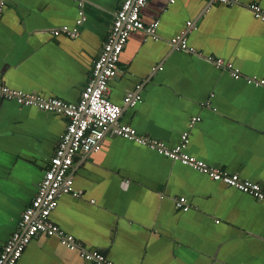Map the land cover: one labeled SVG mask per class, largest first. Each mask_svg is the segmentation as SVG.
Returning a JSON list of instances; mask_svg holds the SVG:
<instances>
[{
  "label": "crops",
  "instance_id": "1",
  "mask_svg": "<svg viewBox=\"0 0 264 264\" xmlns=\"http://www.w3.org/2000/svg\"><path fill=\"white\" fill-rule=\"evenodd\" d=\"M121 1L8 0L0 16V82L77 102ZM238 2L150 0L143 17L158 21L157 34H130L110 97L123 103L127 90H141L142 101L124 104L120 121L171 146L200 116L188 151L264 186V86L232 78L209 58L264 77V20L245 7H264V0ZM80 7L88 18L79 36L54 35L62 24L75 25ZM188 20L200 24L188 40L202 55L172 44ZM68 123L56 112L0 99V251ZM74 168L82 194L62 193L52 218L115 264H264V201L121 136L78 152ZM182 194L189 210L176 206ZM17 264L95 263L58 235L40 233Z\"/></svg>",
  "mask_w": 264,
  "mask_h": 264
},
{
  "label": "built area",
  "instance_id": "2",
  "mask_svg": "<svg viewBox=\"0 0 264 264\" xmlns=\"http://www.w3.org/2000/svg\"><path fill=\"white\" fill-rule=\"evenodd\" d=\"M8 0H0V16ZM150 0H122L115 11L103 46L94 61L91 78L82 88L77 102H70L57 96H48L23 89L12 88L0 82V99L15 100L19 104L34 106L43 110L56 112L69 118V123L57 143L54 155L49 160L44 176L38 183L37 193L25 208L15 230L0 251V264H17L30 241L40 233L58 235L62 243L72 250H77L88 261L95 264H115L99 249H88L81 245L76 236L56 223L52 214L58 208L59 196L72 192L81 195L82 190L75 187L76 171L74 159L78 152L97 150L102 140L109 135L121 136L136 141L144 147L166 157L180 161L195 170L207 173L211 178L233 186L264 201V186L259 182L243 178L239 173L211 165L188 151L191 128L201 119L193 116L189 127L181 133L178 144L171 146L165 140L139 132L133 125L120 121L123 105L135 106L143 99L141 90H127L123 103L110 97L111 84L119 71V62L125 51L130 34L143 30L148 35H156L158 21H147L143 10ZM174 1V0H171ZM229 6L240 4L238 0H209ZM242 4V3H241ZM255 17L264 20V7L258 2L245 4ZM88 18L84 8H79V17L75 25L62 24L52 30L54 35L65 34L78 37L80 26ZM198 22L188 20L184 28L173 38L174 48L187 50L202 55V51L190 45L189 30H197ZM218 67L225 68L232 78H243L248 83L264 86V77L258 74L246 75L235 67L233 60L209 56ZM129 179L125 183H129ZM176 206L189 210L191 205L185 194L178 197Z\"/></svg>",
  "mask_w": 264,
  "mask_h": 264
}]
</instances>
